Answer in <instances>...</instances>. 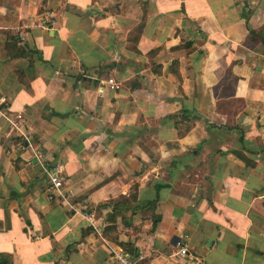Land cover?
Listing matches in <instances>:
<instances>
[{
    "label": "crops",
    "instance_id": "obj_1",
    "mask_svg": "<svg viewBox=\"0 0 264 264\" xmlns=\"http://www.w3.org/2000/svg\"><path fill=\"white\" fill-rule=\"evenodd\" d=\"M0 98L10 264H264V0H0Z\"/></svg>",
    "mask_w": 264,
    "mask_h": 264
},
{
    "label": "built area",
    "instance_id": "obj_2",
    "mask_svg": "<svg viewBox=\"0 0 264 264\" xmlns=\"http://www.w3.org/2000/svg\"><path fill=\"white\" fill-rule=\"evenodd\" d=\"M53 23L51 16H47L44 19L43 23H39L38 26L42 28H48ZM20 41L25 40V32L18 34ZM106 85L109 89L114 90L118 88L117 83L112 78H107L105 80ZM0 113L3 114L5 121L12 132L16 137L20 139L18 142L19 149L22 151L28 150L30 155L39 162L42 173L45 176V198L48 201L60 200L66 201L70 194L67 190L64 189V177L62 174V165L59 162L50 163L45 155L34 145L31 136L24 130L22 123V116L19 113L14 115L6 114V104L3 98H0ZM82 216L87 218L90 223L94 220V214L92 212H82ZM185 236H179L176 238L174 245L177 247L176 254L183 255L185 254ZM110 258L115 262V264H135L137 259H141L140 255H136V258L129 257L128 254L116 246L110 249Z\"/></svg>",
    "mask_w": 264,
    "mask_h": 264
},
{
    "label": "trees",
    "instance_id": "obj_3",
    "mask_svg": "<svg viewBox=\"0 0 264 264\" xmlns=\"http://www.w3.org/2000/svg\"><path fill=\"white\" fill-rule=\"evenodd\" d=\"M110 221L111 223L114 222L113 216H111ZM107 229H111V228H107ZM0 264H10L9 256L7 254L0 253Z\"/></svg>",
    "mask_w": 264,
    "mask_h": 264
}]
</instances>
